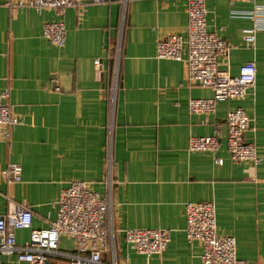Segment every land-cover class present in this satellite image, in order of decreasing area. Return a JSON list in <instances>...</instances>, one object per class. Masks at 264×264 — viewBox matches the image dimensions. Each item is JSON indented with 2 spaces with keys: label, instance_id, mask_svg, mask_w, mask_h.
I'll return each mask as SVG.
<instances>
[{
  "label": "crops",
  "instance_id": "0c3cea01",
  "mask_svg": "<svg viewBox=\"0 0 264 264\" xmlns=\"http://www.w3.org/2000/svg\"><path fill=\"white\" fill-rule=\"evenodd\" d=\"M7 1L0 0V93L8 91L5 101L23 121L0 140V215L9 202L25 203L32 228L49 227L60 189L83 181L110 199L105 224L114 231L115 255L102 251L105 264H199L202 243L187 240L184 207L212 201L217 233L235 238L237 258L264 264V30L254 48L243 41L264 0H205L208 31L232 46L218 67L231 75L246 62L256 68L247 95L220 101L211 113L189 111L190 99L213 91L187 84L185 61L155 57L159 39L185 35L186 0H82L64 11L61 47L42 35L44 23L58 19L53 10L13 9ZM236 107L250 117L244 138L256 146V165L234 162L227 151L225 118ZM191 135L217 136L220 146L190 152ZM11 163L22 167L18 183L4 177ZM128 228L168 229L170 241L161 255L146 256L124 241ZM29 235L15 230L16 244ZM58 251L77 253L73 238L61 236ZM15 259L0 252L1 262ZM68 262L47 257V264Z\"/></svg>",
  "mask_w": 264,
  "mask_h": 264
},
{
  "label": "built area",
  "instance_id": "2783aa9c",
  "mask_svg": "<svg viewBox=\"0 0 264 264\" xmlns=\"http://www.w3.org/2000/svg\"><path fill=\"white\" fill-rule=\"evenodd\" d=\"M100 3L104 0H89ZM82 0H8L9 8H30L41 13L53 10L58 19L45 22L43 37L56 46L65 43L64 11L68 7L80 5ZM122 11V21H123ZM239 12L233 11V15ZM187 27L185 35L169 34L158 40L155 57L157 59L184 60L187 67L188 85L209 87L213 94L208 98H192L188 103L192 113H211L220 101L244 98L255 83L256 68L253 62L244 63L237 75H231L218 67L219 58L226 57L231 45L206 26L205 0H186ZM264 30V6L257 7L254 24L244 31V45L254 48L255 35ZM119 48L113 61L111 73L112 91H116L118 77ZM184 53V55H183ZM100 71L101 61L94 60ZM8 91L0 93V140L8 136L7 129L22 123L12 105L5 100ZM250 117L241 107L229 110L225 124L226 147L234 162H253L258 164L257 149L254 143L244 138L250 126ZM220 146L217 136H196L188 138L187 150L190 152H215ZM221 164L222 160L217 159ZM22 167L9 164L4 171L8 183L21 181ZM106 185L111 188V180ZM109 197L99 194L83 181H72L60 189L56 201V216L49 227L32 228V211L25 203L9 202L4 215H0V252L15 255L14 263L0 264H47V257L59 254L69 258L68 264H105L102 251L109 249L114 257L115 242L112 227L106 226L105 215L110 209ZM185 234L188 241L202 243L199 264H245L236 256V241L233 236L221 235L216 230L215 204L212 201L188 202L185 204ZM30 229L29 239L17 245L15 230ZM67 235L73 238L75 254L58 251L59 238ZM124 241L137 253L161 255L170 241V230L164 228H128L123 231ZM114 264V263H112Z\"/></svg>",
  "mask_w": 264,
  "mask_h": 264
}]
</instances>
